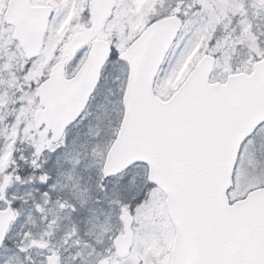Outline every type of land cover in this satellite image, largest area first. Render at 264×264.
<instances>
[{
    "label": "snow or ice",
    "instance_id": "obj_1",
    "mask_svg": "<svg viewBox=\"0 0 264 264\" xmlns=\"http://www.w3.org/2000/svg\"><path fill=\"white\" fill-rule=\"evenodd\" d=\"M94 6L0 0V264H264V0H105L103 24ZM44 85L72 96L62 127L24 112H50ZM102 90L84 181L69 133Z\"/></svg>",
    "mask_w": 264,
    "mask_h": 264
},
{
    "label": "rangeland",
    "instance_id": "obj_2",
    "mask_svg": "<svg viewBox=\"0 0 264 264\" xmlns=\"http://www.w3.org/2000/svg\"><path fill=\"white\" fill-rule=\"evenodd\" d=\"M172 2L173 0H164V8H167ZM65 28H66V24L64 27L61 28L60 33L57 34L58 37L62 35ZM122 31L123 29L121 28V32ZM67 43L68 41L62 46L63 53L67 51V46H66ZM45 44H46V41H45ZM58 44H59V39H57L50 46L45 47V49L42 52V60L39 63V69L35 73L36 76H39L40 75L39 70L45 68V66L49 63V61L53 59L54 49L58 46ZM105 95H106V91L102 90L96 96V99L90 102L89 111L91 112V116L87 120H85L84 123L79 128H73L71 129L69 133L70 143L73 140L75 141V150L71 152V155L73 157H77V153H79L80 155L77 158L80 160V164L82 162H85L86 165L90 163L92 159L90 155L92 139L98 131L101 133L102 127L105 124V119H103L104 117L103 110L98 107V105L105 103V100H104ZM27 99H28L29 105H32L35 101V96L34 95L28 96ZM24 112L28 113L31 117L33 115V112L31 111L30 108H25ZM97 116L101 117L100 122L97 121ZM98 124H99V127H97ZM2 134H3L2 130H0V135ZM86 150L89 152V155L87 157L84 155ZM65 168L67 169L69 168V166L66 165ZM11 190L16 191L17 186H13ZM20 190L23 191L22 188ZM103 220L104 218L101 217L100 222H103ZM68 223H69L68 221H63L61 223V230H63V228L68 225ZM79 227H80L81 236L84 235L85 232H91L93 233V236H94L95 234H98V231H99L98 227H94V222L80 223ZM113 227H115V221H113ZM89 238L90 237L88 236H84V239H89ZM68 264H71V261H68Z\"/></svg>",
    "mask_w": 264,
    "mask_h": 264
},
{
    "label": "water",
    "instance_id": "obj_3",
    "mask_svg": "<svg viewBox=\"0 0 264 264\" xmlns=\"http://www.w3.org/2000/svg\"><path fill=\"white\" fill-rule=\"evenodd\" d=\"M105 0H95V6L93 12L99 24H103L104 18L107 16V8L104 6ZM43 37V31L41 30L40 35H36L30 25V23H25L22 25V36L21 43L25 48V55H32L36 52H41V39ZM86 40L78 41L73 51L80 46V44L85 43ZM107 55V45L104 44L102 48L94 50L93 56L94 61L98 60L100 63L103 62V58ZM45 91V100L50 105V112L45 115L43 113L34 112L33 119H49L52 123L61 126L64 122L70 118L69 113L72 109L73 100L69 92L62 86H55L49 88L47 85L42 86ZM39 91V90H38ZM225 182L227 180L226 175L222 176ZM7 221L0 219V226L6 227Z\"/></svg>",
    "mask_w": 264,
    "mask_h": 264
},
{
    "label": "trees",
    "instance_id": "obj_4",
    "mask_svg": "<svg viewBox=\"0 0 264 264\" xmlns=\"http://www.w3.org/2000/svg\"><path fill=\"white\" fill-rule=\"evenodd\" d=\"M218 35H219V33H218ZM105 132H107V121L106 120H105V124L102 127L101 134H104ZM90 163H91V161H90ZM85 165H86V163L85 162H82L79 165V167L77 168V171L80 173L81 176L84 177V181H87L89 174L91 173L94 176L95 173H94V169H88L87 171H85Z\"/></svg>",
    "mask_w": 264,
    "mask_h": 264
},
{
    "label": "flooded vegetation",
    "instance_id": "obj_5",
    "mask_svg": "<svg viewBox=\"0 0 264 264\" xmlns=\"http://www.w3.org/2000/svg\"><path fill=\"white\" fill-rule=\"evenodd\" d=\"M82 39H84V37H83V34L82 33H75V34H73L70 38H69V40H68V43H67V51L65 52V55L67 54V52L69 51V50H72V47H73V45H74V43L76 42V41H78V40H82ZM71 40H74V41H72L71 43H70V41ZM82 237L84 238V235H82Z\"/></svg>",
    "mask_w": 264,
    "mask_h": 264
}]
</instances>
